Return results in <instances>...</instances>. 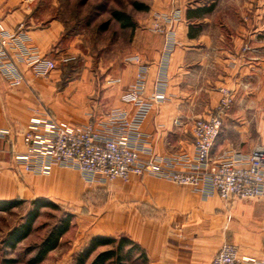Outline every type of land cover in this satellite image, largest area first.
Instances as JSON below:
<instances>
[{
	"label": "crops",
	"instance_id": "0c3cea01",
	"mask_svg": "<svg viewBox=\"0 0 264 264\" xmlns=\"http://www.w3.org/2000/svg\"><path fill=\"white\" fill-rule=\"evenodd\" d=\"M212 3L155 0L124 54L107 67H91V62L80 67L81 51L66 38L57 6L0 0V19L16 35L9 53L24 77L12 85L0 75V132L7 133L0 137V201L46 200L64 206L75 215L79 234L74 244L80 251L96 237H125L145 252L146 264H210L218 249L232 243L245 262L264 263V196L228 203L217 194L206 197L190 185L148 174L133 175L127 183H90L70 167L54 166L48 174L35 175L18 162L17 156L27 151L24 135L40 123L36 133L45 136L44 123L54 118L75 129L91 122L144 157L183 171L186 160L196 157L194 121L213 113L222 89L231 91L233 101L212 161L247 158L264 146V26L253 14L250 23L236 25L214 22V10L189 18V11ZM173 8L181 15L173 26L175 45L166 55L168 36L153 31L152 23L156 13ZM245 46L252 50L244 52ZM37 59L52 60L56 67L38 75ZM141 65L147 81L143 95L149 97L160 85L167 99L154 102L136 138L112 114L133 118L135 104L125 95Z\"/></svg>",
	"mask_w": 264,
	"mask_h": 264
},
{
	"label": "built area",
	"instance_id": "2783aa9c",
	"mask_svg": "<svg viewBox=\"0 0 264 264\" xmlns=\"http://www.w3.org/2000/svg\"><path fill=\"white\" fill-rule=\"evenodd\" d=\"M180 12L173 9L166 14H157L152 30L165 32L168 36L166 55L175 45L173 26L180 18ZM16 42V35L10 34L0 19V75L12 85H20L24 77L18 69L9 46ZM249 52L250 47H244ZM140 64V59L135 58ZM36 74L45 76L56 67L54 61H34ZM135 84L127 91L125 99L135 104L136 112L131 118L113 113L115 121L130 126L136 138H141L140 127L151 111L154 102H164L167 96L158 86L149 97L143 94L147 88L146 67L141 68ZM223 97L219 105L207 118L194 121L192 135L196 157L186 160V168L178 171L154 157H144L136 148L125 145L115 137L104 135L93 123L81 129L65 126L56 119L44 123L48 128L45 136L38 135L36 129L40 123L24 135L27 151L18 155L23 171L29 174H48L52 167L60 166L78 170L87 182L127 183L131 176H157L178 185H190L206 197L219 195L226 202L232 200H252L264 196V146L253 149L247 158L237 157L229 161H212V149L223 127V116L232 104L233 96L229 89H222ZM6 138L7 133L0 132ZM210 264H264L245 262L235 244H224L217 250Z\"/></svg>",
	"mask_w": 264,
	"mask_h": 264
},
{
	"label": "rangeland",
	"instance_id": "374dc122",
	"mask_svg": "<svg viewBox=\"0 0 264 264\" xmlns=\"http://www.w3.org/2000/svg\"><path fill=\"white\" fill-rule=\"evenodd\" d=\"M34 2L57 6L54 10L66 25V38L70 39L71 44L75 43L81 51L80 67L88 62H91V67L98 64L107 67L130 47L140 21L151 14L155 0H34ZM137 3L145 4L149 10L136 9ZM213 5L216 7L212 18L218 24L250 23L253 14L252 18L264 26V0H215ZM114 11L126 12L130 15L137 24L136 29L132 32L122 30L120 24L113 18ZM99 198L102 200V195ZM33 203L24 201L10 212L0 211V264H10L9 262L13 261H16L14 264H30V260L36 254L34 247L41 244L66 214H70L68 209L61 205L56 209L41 208L39 213L41 215L34 223L31 235L17 248L11 249L5 242L15 228L26 223L28 214L34 208ZM78 234L79 228L75 226L74 221L71 231L61 240L57 250L49 253L40 264H77V256L82 252L80 247L74 244ZM110 249L112 247H101L92 255L91 260L100 252ZM128 249H125V252ZM127 263L145 264L137 254H133Z\"/></svg>",
	"mask_w": 264,
	"mask_h": 264
},
{
	"label": "trees",
	"instance_id": "16d2710c",
	"mask_svg": "<svg viewBox=\"0 0 264 264\" xmlns=\"http://www.w3.org/2000/svg\"><path fill=\"white\" fill-rule=\"evenodd\" d=\"M136 9L141 11H148L149 8L145 4H136ZM214 6L210 5L209 8H198L193 11H189L190 17H202L206 14H210L214 10ZM113 18L117 23L120 24L122 30H129L130 32L136 29L137 24L132 20L131 16L126 12L114 11ZM67 30V28H66ZM67 35V33H66ZM74 62L75 61H71ZM69 62V63H71ZM69 65V64H68ZM69 76L65 77V81ZM24 201L19 199H14L12 201H0V211L10 212L13 208L20 206ZM34 208L28 214L26 223L15 228L11 232L6 240L7 244L11 249L17 248L22 242L27 240L33 231V225L38 220L41 214V208H60L58 204H54L46 200H37L33 203ZM75 215L66 214L64 218L54 227V229L42 240L41 244L34 247L35 255L30 260V264H40L44 261L47 255L60 246L61 240L71 231V227L74 225ZM101 247H112V249L107 251H102L96 255L94 259L91 260L92 255L96 253ZM128 249L125 252V249ZM137 254L140 256L141 260L146 264L147 256L145 252L137 245L135 242L127 239L125 237L119 238H108V237H96L90 241V244L86 247L84 251L78 254L77 264H128L127 262L133 256ZM16 261L9 262L14 264Z\"/></svg>",
	"mask_w": 264,
	"mask_h": 264
}]
</instances>
